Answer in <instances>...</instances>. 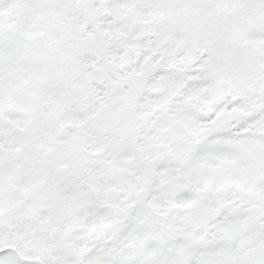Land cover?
Returning <instances> with one entry per match:
<instances>
[{
    "label": "snow or ice",
    "instance_id": "obj_1",
    "mask_svg": "<svg viewBox=\"0 0 264 264\" xmlns=\"http://www.w3.org/2000/svg\"><path fill=\"white\" fill-rule=\"evenodd\" d=\"M0 264H264V0H0Z\"/></svg>",
    "mask_w": 264,
    "mask_h": 264
}]
</instances>
